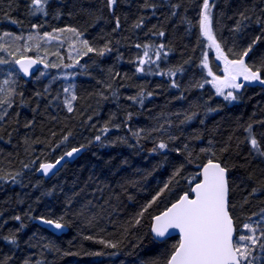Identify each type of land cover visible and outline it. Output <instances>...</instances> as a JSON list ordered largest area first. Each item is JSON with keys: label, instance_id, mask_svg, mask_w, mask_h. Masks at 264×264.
I'll return each mask as SVG.
<instances>
[{"label": "trees", "instance_id": "1", "mask_svg": "<svg viewBox=\"0 0 264 264\" xmlns=\"http://www.w3.org/2000/svg\"><path fill=\"white\" fill-rule=\"evenodd\" d=\"M202 2L117 0L110 11L107 0H49L48 15L33 16L28 8L29 0H0V34L7 31L27 36L33 32L32 24L41 25L36 30L41 35L53 29L75 27L93 47L102 48L107 43L112 49L104 56L95 53L85 56L83 46L68 39L71 33H55L58 39L42 41L39 52L33 49L25 53L43 59V49L47 48L48 62L61 63L58 56L52 55L58 51L63 63L79 59L84 65L67 71L75 73L68 79L77 95L73 113H68L63 105L67 80H53L59 77L55 71L63 68H40L25 81L12 64L0 65V82L11 71L16 88L14 105L0 121V174L21 173L17 184L0 182V236L15 233L18 241L13 246L0 239V261L10 256L8 264H23L27 257L33 262L42 260L44 264H152L154 261L165 264L179 240L177 237L162 242L154 240L150 234L152 218L185 192L190 193L199 179L200 167L210 158V153H202L201 148H211L216 154L213 158L230 169L229 210L237 232L253 212L264 207V190L249 196L253 188L264 186V158L251 152L243 130L250 121L264 120V85H247L238 93L239 99L231 103L217 96L211 84L194 87L210 80L201 66L203 53L208 50L198 26ZM145 3L155 8L145 7ZM214 5L217 40L229 59H236L260 34L261 26L255 21L257 16L264 18V0H214ZM5 12L19 23H11ZM241 12L250 16L251 21L242 31H234ZM117 19L119 28H116ZM141 20V27H134ZM161 31L165 33L163 37L158 35ZM161 43L168 52L167 58L155 65H145V72L137 73V57L144 50L136 45ZM0 55L14 59L6 52ZM19 55L16 53L15 58ZM262 56L264 39L246 58V63L262 67ZM208 62L215 73L218 66L211 54ZM177 67L183 70L174 77L155 74ZM41 72L45 75L41 76ZM113 76L116 78L112 79ZM173 80L178 87H171ZM108 84L112 85L111 89L106 87ZM141 90L143 105L128 99ZM149 92L151 96L147 95ZM209 108L216 111L209 112ZM193 112L196 115L192 121L180 123ZM167 121H171V127ZM29 122L30 126L26 127ZM106 123L111 130L102 135V142L95 141ZM115 124L121 127H112ZM161 125L164 131H151ZM141 129L145 137L151 132L150 138L138 141L131 135ZM253 132L264 147V125L254 124ZM66 135L68 140L61 143ZM169 136L176 139L170 141ZM160 140L167 142L169 149L151 152ZM81 145L85 151L76 160L65 163L56 174L49 178L37 175L41 162H53ZM226 145L228 151L222 152ZM25 164L29 168H24ZM181 165L180 175L139 216ZM15 216L21 220H15ZM38 217L51 220L62 217L67 232L59 236L52 234L33 222ZM137 218L139 224L135 223ZM100 240L117 247H106Z\"/></svg>", "mask_w": 264, "mask_h": 264}, {"label": "snow or ice", "instance_id": "2", "mask_svg": "<svg viewBox=\"0 0 264 264\" xmlns=\"http://www.w3.org/2000/svg\"><path fill=\"white\" fill-rule=\"evenodd\" d=\"M49 3V0H29L28 8L30 14L35 16L37 14H42L47 16L46 5ZM117 0H107V7L111 11L116 5ZM145 7L155 8V5L145 3ZM214 0H203L202 7L199 13V31L200 37L207 41L206 48H214L219 55L218 59L223 60L224 68L223 76L215 75L209 68L208 62V52L203 53L204 58L201 61V66L204 69H208L207 75L212 77L211 80H205L202 83L194 85V87L203 88L204 84H211L215 89L217 96H222L225 101L233 102L239 99L238 93L241 92L247 85L254 83H259L264 85V75H262V67H255L246 63V58L252 53L262 39H264V18L257 16L256 24L260 25V34H258L255 39L247 45L246 48L240 52L239 57L236 59H229L221 49V44L218 42L215 35V29L213 27V7ZM172 7H177V5H172ZM264 11V10H262ZM175 14V13H173ZM5 18L9 19L11 23H19L17 20L12 19L8 16V13H4ZM239 19L236 21L234 31H242L248 26L251 17L248 16L245 12L239 14ZM141 22L134 25V27H141ZM119 19L116 21V28H119ZM33 32L29 33L27 36L23 34H13L11 32H3L0 34V53H7L8 56L13 57V60H8L5 56L0 55V65L15 64L18 66L19 72L23 74L24 77H29L32 75L30 69L34 65L43 64L45 69L48 68H66L70 69L76 66L84 68V65L80 64L79 59H73V63H63V56H60V53L57 51L52 53L59 57L61 63L57 64L54 62H48L46 57L48 55L47 48H44L45 58H40L37 55L35 58L25 55V53L32 51L33 49L39 52L42 48L41 42L56 40L58 37L55 33H71V37L68 39H74L80 45L83 46L85 51L82 52L83 55H88L89 53H95L98 56H104L106 53L112 51L109 45L106 43L102 48H95L89 42L88 39L83 38L84 33L78 30L75 27H65L53 29L52 32H44L42 35L36 31L41 27L38 24L31 25ZM115 31V29H114ZM159 36L163 37L164 32H159ZM7 38V40H5ZM22 41V43H20ZM74 45H69L73 47ZM137 48H143V55L137 57V73L145 72V65L151 66L157 64V61L168 56V52L165 51V45H149V44H137ZM229 53H232V49L228 50ZM16 53H20L19 58L16 57ZM77 55H81V52L78 51ZM155 57L153 59L152 57ZM72 59L71 55L69 56ZM262 62H264V56L261 57ZM182 68L177 67L175 69H169L167 72L157 71L156 75L163 76H176L177 73L182 72ZM151 74V73H149ZM14 73L9 71L8 78L0 82V121L4 120L8 115V109L12 108L14 105L13 97L16 94L15 81L12 79ZM41 76L45 75V72L40 73ZM70 75H75V73H64L62 78L65 80L69 79ZM119 75L118 73L116 74ZM60 77H53V80L59 79ZM116 77L113 76L112 79ZM8 85L9 87H5ZM179 85L175 80L172 81L171 87L176 88ZM108 89L112 88L111 84L106 85ZM74 86L69 84L63 88V93L67 94L63 100L64 108L68 113L74 112L73 102L77 100V95L73 91ZM225 89H229L225 93ZM49 89L46 87L45 92H48ZM113 96L116 95L115 92L112 93ZM22 95V93L20 94ZM36 95H40L37 93ZM103 99H107L103 93H100ZM148 96H151L152 93H147ZM134 103H139L143 105L144 102V92L141 90L137 96L128 97ZM209 112L216 111V109H208ZM196 113L193 112L189 115H185L184 119L180 121L181 124L189 123L193 120ZM128 118H131V114H128ZM89 120L92 117L88 118ZM110 123V122H109ZM109 123H106L101 128V135L95 136V141L102 142V135H106L111 129ZM169 127H171V121H167ZM203 123V121H201ZM259 123L264 125V120L260 121H250L246 126L243 127L244 132L247 134L245 141L250 145L251 152L264 158V147L261 146L260 141L254 135L253 128L254 124ZM29 122L26 127L30 126ZM119 129L121 125L115 124L112 125ZM127 127V124L124 125ZM164 126L155 127L152 132H161L164 131ZM144 130H137L131 132V135L140 139L150 138L151 132H149L148 137L142 136ZM70 135V134H69ZM175 136H169L170 141H174ZM196 139H200L199 136ZM231 139V137L229 138ZM68 140V136H64L61 143ZM242 141V142H245ZM122 142H127L126 140ZM211 143V142H209ZM84 145L80 147H73L70 151H66L63 155L55 160V162H41L37 171L41 172L44 176L49 174H54L57 166L65 160L66 157L71 158L74 154L79 153ZM187 148V145H185ZM169 149V145L164 140L156 142L154 147L150 150L155 153L158 150L160 152H165ZM179 154L180 150H176ZM202 153H210V158L203 164L199 175L202 179L195 183L191 187L190 191L194 195L190 197L188 192H185L183 195L176 200L175 203H172L170 207L161 212L159 215L154 216L153 224L151 226V231L157 238H165L169 234V230H177L179 232V242L173 246L171 254L168 256L165 264H264V207L260 209L259 212H253L247 219L248 222L242 225L240 234L237 235V229L234 224L233 216L230 214L228 194H229V179L228 172L229 168L223 165L218 159H214L215 152L211 148H201ZM222 152L228 151V146L226 145ZM189 157L191 153L188 154ZM191 162V160H189ZM35 163V161L33 162ZM24 168H29L28 164L24 165ZM183 168V165L178 167L174 172L169 181L165 183L164 187L160 189V192H157L155 196L152 197V200L144 209L138 214L143 216L144 211L147 207H150L157 198L169 188V185L175 180L177 176L180 175V172ZM21 176L20 172H9L0 174V182L2 183H12L17 184L20 181L18 177ZM194 179V178H193ZM191 183V181H190ZM261 190H264V186H261L260 189L253 188L249 193V196H256ZM245 203H248V200L245 199ZM256 219H253V218ZM15 220L20 221V216H15ZM41 223L51 226L55 230H63L65 225L61 222L62 217L58 220L46 219L44 217H38ZM136 224L140 223L139 218L135 221ZM23 224H21V228ZM17 232L19 229L16 230ZM86 239H92V237H85ZM6 244L8 245H17V236L15 233L0 236ZM100 243L105 244L106 247H117L116 244L100 240ZM47 247V246H45ZM95 255H100V253H95ZM11 259L10 256H5L0 264H8V261ZM23 264H44L42 260H33L31 257H27L23 260ZM152 264H159L158 261L152 262Z\"/></svg>", "mask_w": 264, "mask_h": 264}, {"label": "water", "instance_id": "3", "mask_svg": "<svg viewBox=\"0 0 264 264\" xmlns=\"http://www.w3.org/2000/svg\"><path fill=\"white\" fill-rule=\"evenodd\" d=\"M41 67H43V64H37V65H34L33 68L30 69V72L32 73V75L29 76V77H24L23 74L19 72L18 66L15 65L16 70L19 72L20 76H21L25 81H29V80L31 79V77L33 76V74H34L39 68H41ZM69 151H70V150H69ZM84 151H85V148H82V150H81L79 153L74 154L73 157H71V158L66 157L65 160L62 161L61 164L57 166V169L53 170V171H54V174H56V173L62 168V166H63L65 163H67V162H72V161L76 160V159H77V158H78V157H79ZM53 162H55V161H53ZM47 163H48V162H47ZM38 168H39V167H38ZM201 168H202V166L200 167L199 173H200V171H201ZM54 174H49L48 176H44L41 172L37 171V175H38V176H41V177H47V178H49V177L53 176ZM201 179H202V177L199 175V179H198V181H197L196 183H198ZM194 185H195V184H194ZM194 185H193V186H194ZM193 186H192V187H193ZM193 195H194V194L191 193V191H190V197H192ZM175 202H176V201H175ZM175 202H174V203H175ZM228 202H229V194H228ZM170 206H171V205H170ZM170 206H169V207H170ZM33 222H34L35 224H37L38 226H40V227H42V228L48 230L49 232H51L52 234H55V235H57V236H59V235H61V234H65V233L67 232V228H66V227H64L63 230H55V229H53L51 226H49V225H45V224L41 223L39 219H35ZM152 224H153V219H152V222H151V226H152ZM151 226H150V234H151L152 238H153L154 240H156L157 242H162V241L167 240V239H169V238H171V237H178V239H180L179 232H178L177 230H174V229H173V230H169V234H167L165 238H157V237H155L154 234L152 233V231H151Z\"/></svg>", "mask_w": 264, "mask_h": 264}, {"label": "rangeland", "instance_id": "4", "mask_svg": "<svg viewBox=\"0 0 264 264\" xmlns=\"http://www.w3.org/2000/svg\"><path fill=\"white\" fill-rule=\"evenodd\" d=\"M206 41V40H205ZM206 44H207V41H206ZM76 47V45H74L72 48H75ZM208 50H207V52H208V54H211L212 55V58H213V61H214V63L218 66V70L214 73L211 69V71L215 74V75H218V76H223L224 75V72H223V68H224V62H223V60H221V59H218L217 58V56L219 55V53H217L216 52V50L214 49V48H211V49H209V48H207ZM11 61V60H10ZM12 66L15 68V64H12ZM209 68H210V66H209ZM207 71H208V69H206ZM68 71V69H66V68H63L62 69V71H55V72H57V74H58V76L62 79V75L64 74V73H68L67 72ZM73 75H70L69 77H72ZM209 78H210V80L212 79V77H210L209 76ZM69 84H71L68 80L65 82V86H67V85H69ZM212 86V85H211ZM214 89V88H213ZM214 91H215V89H214ZM227 91H229V89H225V93L227 92ZM65 95H67V94H65ZM234 102V101H233ZM256 219V218H255ZM248 222V221H247ZM246 223V222H245ZM244 224V223H243ZM242 229V226L239 228V230H238V232H237V235H239L240 234V230Z\"/></svg>", "mask_w": 264, "mask_h": 264}]
</instances>
